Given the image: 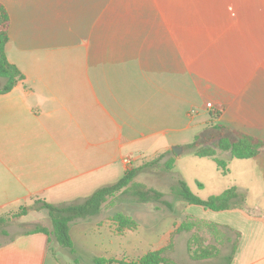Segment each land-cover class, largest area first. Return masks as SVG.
Listing matches in <instances>:
<instances>
[{
  "label": "crops",
  "instance_id": "crops-1",
  "mask_svg": "<svg viewBox=\"0 0 264 264\" xmlns=\"http://www.w3.org/2000/svg\"><path fill=\"white\" fill-rule=\"evenodd\" d=\"M0 3L11 21L6 56L24 75L0 94V218L27 209L15 219L33 222L14 235L4 229L0 264L77 262L72 226L74 254L53 229L36 232L49 227L35 200L82 204L118 182L127 159L172 151L164 160L177 161L216 127L264 140V0ZM236 160L230 188L247 193L244 208L187 214L240 233L231 264H264V152ZM106 230L100 242L110 246L99 250L112 253L119 236Z\"/></svg>",
  "mask_w": 264,
  "mask_h": 264
},
{
  "label": "rangeland",
  "instance_id": "rangeland-1",
  "mask_svg": "<svg viewBox=\"0 0 264 264\" xmlns=\"http://www.w3.org/2000/svg\"><path fill=\"white\" fill-rule=\"evenodd\" d=\"M165 161L142 169L134 180L135 184L162 192L164 194L162 201H142L130 192H120L108 199L99 214L71 223L70 226L74 230L72 235L77 247V262L75 261V264H95L96 257L130 263L149 253L163 249H166L163 260L171 264H226L224 258L230 253V250L228 251L226 246L218 243L217 240L212 245L220 250L219 257L198 261L190 257L189 247L195 236L208 244L212 232L206 225L208 222L203 221L205 224H200L198 221L202 220L190 216L203 208L189 204L186 209V202L178 196L176 189L178 180L181 178L188 184L192 193L202 200L219 195L234 184L237 175L234 171V163H237L238 160L234 159L232 160L234 163H231L232 161L229 163L228 167L232 171L229 176L222 175L212 159L198 158L189 149L176 161L173 172L164 169ZM146 163L134 165L131 162L126 165L129 169L139 168ZM44 213V216H39L43 220L42 224L45 222L49 230H52L51 219ZM26 215L29 216L28 211H26ZM118 215L124 216L133 224L123 229L118 228L116 220ZM33 219L27 218L26 221ZM27 223L33 225V222ZM96 224L99 226V230L104 229V233L100 234ZM30 225L20 224L15 219L11 225L8 224L5 228L10 232L8 234L14 235L23 229L32 228L33 226ZM106 228L112 230L115 236H119L114 238L112 253L99 250V248L101 249L100 244L101 246H110L109 239L108 242L105 240L100 242L101 236H110ZM3 235L5 234L0 233V243L6 240ZM153 238H156L155 242L152 241ZM157 247L161 248L151 251Z\"/></svg>",
  "mask_w": 264,
  "mask_h": 264
},
{
  "label": "trees",
  "instance_id": "trees-1",
  "mask_svg": "<svg viewBox=\"0 0 264 264\" xmlns=\"http://www.w3.org/2000/svg\"><path fill=\"white\" fill-rule=\"evenodd\" d=\"M10 17L3 4L0 3V79L3 84L0 85V94H6L12 91L15 86L24 80V75L17 67L10 64L6 56V46L9 41ZM218 133L202 140L197 137L195 141L188 146L191 153L198 158H210L216 165L217 169L223 174L228 175L230 172L229 163L231 160H249L264 152V140L247 135L240 131L231 130V136H227L221 127H216ZM169 153L172 151L159 155L154 160L147 162L139 168H129L125 175L115 184L100 188L82 204H69L63 206H55L49 204L45 200H35V205H40L38 209L46 210L52 222V235L57 242L72 254L75 253L74 243L70 234V225L78 219L92 217L99 214L103 205L109 198L114 197L120 192H130L135 197L142 201H162L164 194L152 188H146L143 185L135 184L134 180L138 173L148 167L160 164ZM175 158H169L164 162V169L173 172L175 169ZM201 186V185H200ZM176 192L180 198L189 203L202 207L205 210L214 212H223L233 209L244 208L247 193L236 187L225 190L222 194L212 196L207 200H202L194 195L188 184L179 178ZM164 202V201H163ZM166 203V202H164ZM169 205L168 203H166ZM27 209H23L18 213H10L0 218V231L5 234V226L11 218L26 215ZM118 228H126L133 224L132 221L124 216L118 215L116 217ZM200 224H205L203 221H198ZM212 232L210 242L204 243L196 236L190 243L189 254L195 260H206L210 258H217L220 256V250L216 249L212 244L214 241L221 243L223 246L231 245V252L226 257V264H231L236 248L240 240V233L229 230L218 224H206ZM184 226V225H183ZM234 233L235 238L229 235V232ZM36 232H41L46 235L50 234L49 229L45 227L37 228ZM166 249L158 252L149 253L137 261L130 263L117 262L114 259L97 258L95 264H171L163 260V255Z\"/></svg>",
  "mask_w": 264,
  "mask_h": 264
},
{
  "label": "water",
  "instance_id": "water-1",
  "mask_svg": "<svg viewBox=\"0 0 264 264\" xmlns=\"http://www.w3.org/2000/svg\"><path fill=\"white\" fill-rule=\"evenodd\" d=\"M173 151L175 152L176 155L179 156V155L182 154L183 149H182L181 147H178V148H177V147H174V148H173Z\"/></svg>",
  "mask_w": 264,
  "mask_h": 264
},
{
  "label": "built area",
  "instance_id": "built-area-1",
  "mask_svg": "<svg viewBox=\"0 0 264 264\" xmlns=\"http://www.w3.org/2000/svg\"><path fill=\"white\" fill-rule=\"evenodd\" d=\"M207 106H208V108L211 109V110L214 109V105L211 104V103H209ZM129 163H131V159H127V160H126V164H129Z\"/></svg>",
  "mask_w": 264,
  "mask_h": 264
}]
</instances>
